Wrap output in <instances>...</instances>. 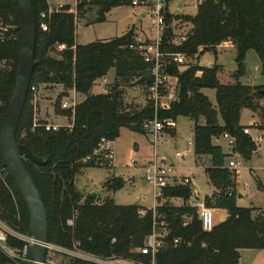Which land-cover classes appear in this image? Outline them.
<instances>
[{"label": "trees", "instance_id": "trees-1", "mask_svg": "<svg viewBox=\"0 0 264 264\" xmlns=\"http://www.w3.org/2000/svg\"><path fill=\"white\" fill-rule=\"evenodd\" d=\"M35 12L37 31L35 61L26 101L18 122L16 140L43 159L33 163L24 159L44 203L48 219V242L80 249L101 255H116L122 258H140L149 261L150 255L135 251L144 244L153 224L158 229H167L165 245L154 255L155 264H237L239 250L264 249V212L256 217L252 208L237 206L236 174L226 166L228 155L215 138L228 133L235 139V150L249 159L255 143L244 134L240 125L243 108L258 113L259 123L251 127L264 131V104L257 93L264 86L241 84L238 79L244 74L243 58L253 49L264 66V0H202L196 13L170 16L165 14L166 30L162 35L161 50L182 52L186 55L215 50L225 41H231L235 48L236 70L231 74L234 82L222 84L218 79L219 68L215 64L202 67L197 63L179 69L176 65L168 73L177 77V97L168 109L158 111L160 119L186 116L194 121L193 153L196 157H209L205 168L208 182L214 190L205 196L203 203L213 209H224L227 216L216 223L210 232L201 229L196 208L191 206L192 198L188 185H173L161 189L154 208L115 204L111 198L97 202L96 196H83L75 186L77 173L89 166L107 167L104 151L94 154L102 138L113 141L121 127L134 131L143 129L144 120L154 115L146 98L141 109L124 107L120 95L122 87L136 78L135 85L145 90L151 81L149 64L140 51L134 48L141 44L133 29L122 37L98 40L87 44L75 42V28L90 13L89 22H103L106 14L122 0H77L75 9L67 5L52 11L46 19L47 27L40 28L41 12H47V0H31ZM188 24L180 43L175 42L170 22ZM0 21L13 26L15 37L0 41V58L8 66L0 69V129L13 91L19 62L20 18L15 0H0ZM145 40L143 43H147ZM63 43L61 51L56 44ZM132 46V47H131ZM52 50L55 55L48 52ZM113 69L114 78L107 92L92 93L94 82L105 77ZM62 85L74 89L84 98L72 113L70 127L45 130L34 124L33 92L31 86ZM203 88L215 90V97L222 123L217 120V110L202 93ZM146 97V96H145ZM203 119V122L200 120ZM38 124H42L36 122ZM164 131L173 135L174 127ZM86 157L89 160L84 161ZM122 181L110 177L105 182L109 190H116ZM181 199L182 204L171 203ZM144 210V214H140ZM190 219L185 221L184 215ZM0 219L21 234H27L28 213L2 164L0 156ZM72 220V224L67 221ZM172 238H179V244L172 246ZM8 243L22 248L23 242L9 237ZM0 264H12L0 251Z\"/></svg>", "mask_w": 264, "mask_h": 264}, {"label": "rangeland", "instance_id": "rangeland-1", "mask_svg": "<svg viewBox=\"0 0 264 264\" xmlns=\"http://www.w3.org/2000/svg\"><path fill=\"white\" fill-rule=\"evenodd\" d=\"M77 0H47L52 9H60L67 5L74 9ZM202 0H167L166 11L170 16L190 15L196 13L197 4ZM145 13L142 17L141 14ZM92 13L81 20L75 28V41L77 44H87L98 40H108L124 36L129 30L142 34L151 41L155 38V31L151 18L147 15V8L133 7L131 5H118L112 8L105 16L103 22H89L93 18ZM171 27L176 38H180L189 29V25L178 24L172 19ZM224 43V42H223ZM225 45H219L215 50L201 54L195 63L202 67L215 64L219 68L218 79L222 84L232 83L231 74L236 70V52L231 41H225ZM55 55L54 51L48 52ZM244 74L238 79L243 85L264 86V66L260 62L253 49L246 51L243 58ZM183 69V68H180ZM105 78L112 84L114 70L110 69ZM99 78L94 82L92 92L103 91ZM136 78L122 87L120 95L124 107L141 109L146 105V97L142 86L135 85ZM37 91L38 99L33 104L35 121L39 123L59 124L62 127L71 125L72 114L61 108V103L72 95V89H65L62 85H40ZM202 93L208 98L212 106L217 110V120L221 124L222 119L218 111L215 90L203 88ZM84 95L76 93L79 102ZM261 103L263 101L261 100ZM203 122V119L200 120ZM260 122L258 113L243 108L240 114V124L252 126ZM194 121L186 116H178L174 122L175 133L173 135L163 131L162 140L156 148L153 147L150 137L146 132L134 131L127 127H121L118 136L113 140V171L107 167L89 166L81 169L75 176V186L80 194L86 196L94 193L97 202L105 198H111L115 204L126 206H140L151 209L155 206V190L152 185L144 181V163L153 160H162L173 166L176 177H191L188 185L192 201H203L205 196L211 195L214 188L208 182L205 168L209 166L208 156L196 157L188 141L193 142ZM251 136L254 138L259 133L251 127ZM221 145L224 153L228 155V141L223 137L213 140ZM258 150L252 152L249 159L241 155L237 158L239 166L235 169L237 206L252 208V215L256 217L261 211L264 212V143L258 146ZM176 152L184 153L182 157L175 156ZM229 156L227 157V160ZM110 177L122 181L116 190H109L105 182ZM197 193L196 198L193 194ZM241 195V198H238ZM222 212H213L215 223L222 216ZM57 258L60 259L58 256ZM237 264H264V249H241Z\"/></svg>", "mask_w": 264, "mask_h": 264}, {"label": "built area", "instance_id": "built-area-1", "mask_svg": "<svg viewBox=\"0 0 264 264\" xmlns=\"http://www.w3.org/2000/svg\"><path fill=\"white\" fill-rule=\"evenodd\" d=\"M123 2L133 7H145L147 8V15L151 18L152 26L155 31V38L147 43H141L135 45L134 48L140 51L143 55V59L149 64V74L151 81L144 90L145 96L149 101V104L154 110V115L150 119H146L142 122L141 127L146 132L154 148L163 141L161 133L165 128L174 127V121L170 118L160 119L158 117V111L161 109H168L170 104L176 100L177 97V77L168 73V68L172 65H176L179 69L188 67L197 61L198 53L193 55H186L182 52H165L161 50L162 35L167 26L165 23L166 14V0H122ZM58 10L57 8L49 9L47 12L40 13V19L42 23L40 28L45 31L47 23L44 22L48 18L52 11ZM13 26L8 23L0 21V41L5 38H14L15 35L11 31ZM184 39L182 35L176 40V43H180ZM226 43H221L225 45ZM227 45V44H226ZM132 47V46H131ZM65 48V44L60 43L55 45L57 51H61ZM8 66V61L5 58H0V69ZM101 84L103 87L102 92H107L111 83L105 77L101 78ZM30 90L33 92V104L35 95L38 92L35 86H31ZM78 101L76 100V92L72 90V95L67 96V100L61 103L62 109H69L74 112V108ZM41 125L45 130H57L62 127L59 124L42 123L38 124L34 120L33 126ZM71 125L67 126L70 127ZM251 127L244 126L242 131L244 134L250 136L255 145L259 146L264 143V131H260L254 138L251 136ZM224 139L228 141L229 159L226 161V166L234 170L238 168L239 161L237 158L240 154L235 150V139L228 133L222 135ZM112 141L102 138L99 142L98 149L94 151V154L104 151L106 158L108 159L107 168H111V161L113 159ZM188 144L192 147L193 142L188 141ZM184 153L176 152L175 156L182 157ZM90 157H86L84 161L89 160ZM145 168L144 181L153 186L156 197L161 196V189L173 185H189L191 183V177H176L174 175L173 166L160 160H153L143 164ZM237 177V176H236ZM178 199V198H177ZM156 204V202H155ZM191 206L196 208L197 216L200 221L201 229L204 232H210L215 227L216 223L213 218V208L204 205L203 201H192ZM155 207V206H154ZM140 214H144V210H140ZM183 219L188 221L189 215H184ZM68 224H72V220L67 221ZM168 230L158 229L153 224L151 233L146 237L144 244L141 247L135 249L137 253L141 255H150L149 261H143L140 258H122L116 255L101 256L85 250L80 249L76 244L71 248L59 246L47 242L45 244L46 253L43 264H155L154 255L157 250L165 245V238L168 237ZM14 238L22 241L24 244L22 248H16L8 243V238ZM32 242V238L28 235L21 234L12 229L9 225L0 219V251L5 254L12 264H22L25 258V250L27 246ZM179 238H172V246L179 244ZM60 257L57 258V257Z\"/></svg>", "mask_w": 264, "mask_h": 264}, {"label": "water", "instance_id": "water-1", "mask_svg": "<svg viewBox=\"0 0 264 264\" xmlns=\"http://www.w3.org/2000/svg\"><path fill=\"white\" fill-rule=\"evenodd\" d=\"M20 18L19 62L13 91L0 129V156L2 164L14 188L22 199L28 213L27 234L32 242L25 250L26 260L22 264H43L48 242L47 213L39 191L29 173L24 159L41 163L42 158L16 140L18 122L26 101L35 61V42L37 24L31 0H15ZM209 66H212L210 64ZM264 104V88L258 89ZM258 146L255 145L254 152ZM95 196L94 193L91 194ZM196 197V193L193 194ZM241 195H238L240 198Z\"/></svg>", "mask_w": 264, "mask_h": 264}, {"label": "crops", "instance_id": "crops-1", "mask_svg": "<svg viewBox=\"0 0 264 264\" xmlns=\"http://www.w3.org/2000/svg\"><path fill=\"white\" fill-rule=\"evenodd\" d=\"M166 7H167V0H166ZM49 9H52V8H50V6H49ZM75 9V8H74ZM74 9H70L71 11L72 10H74ZM52 10H54V9H52ZM141 16L142 17H144L145 16V13H142L141 14ZM135 36H136V40L137 41H145V40H149L147 37H145L144 35H140V34H138V33H135ZM177 39H179V38H176L175 37V42H176V40ZM76 42V41H75ZM149 42V41H148ZM233 48H234V46H232ZM100 92H102V91H100ZM100 92H96V93H100ZM92 93H94V92H92ZM38 94H39V92H37L36 93V95H35V100H34V105L36 104V101H37V99H38ZM36 119V117L34 116V120ZM254 123H257V121H255ZM241 125V124H240ZM112 144H113V141L111 142ZM259 148V147H258ZM258 150V149H257ZM208 159H209V157H208ZM112 161H113V159H112ZM111 161V164H112V166H111V168H109V169H111V171H113V162ZM198 196V194L196 193V197ZM195 197V198H196ZM242 197V196H241ZM240 197V198H241ZM190 202V201H189ZM171 203H173V204H176V205H180V204H182L183 203V201L181 200V199H172L171 200ZM191 203V202H190ZM213 211H219V212H222L223 214H222V216L217 220V222L216 223H218V222H220V221H222V220H224L225 218H226V216H227V212H226V210H224V209H213Z\"/></svg>", "mask_w": 264, "mask_h": 264}]
</instances>
